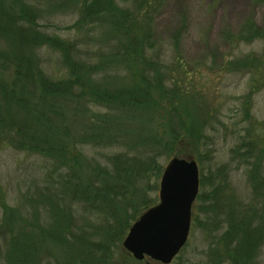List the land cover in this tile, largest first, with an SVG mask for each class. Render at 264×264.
I'll list each match as a JSON object with an SVG mask.
<instances>
[{
	"label": "trees",
	"instance_id": "16d2710c",
	"mask_svg": "<svg viewBox=\"0 0 264 264\" xmlns=\"http://www.w3.org/2000/svg\"><path fill=\"white\" fill-rule=\"evenodd\" d=\"M249 1L253 6H264V0ZM129 2V6L124 4V7L116 0L84 1L81 21L91 20L107 25V34L117 41L108 49L102 48L103 59L96 64L79 58L73 52L75 46L70 40L44 33L33 9L19 2L21 8L15 11L11 6L17 2L13 5L11 0H0V32L14 39L10 51L0 52V70L5 74L12 71L10 79L0 74V150L13 147L49 157L58 169L69 171L54 172L60 184V191L50 193L55 205H52V198L44 193L42 195L54 209L49 223H44L35 214L32 222L24 220V224L16 228L15 209L9 207L1 192L3 226L7 228L4 229V239L13 264H37L38 253L47 249L50 252L47 244H60L71 249L67 235L78 225L81 216L84 222L87 221L83 212H95L97 219H102L92 229V234L98 236L99 241H91L87 237L86 242L93 246L83 243L86 251L82 255L74 254L77 261L72 260L70 264H75L73 261L79 264H125L126 258L135 260L126 250L119 249L118 242L126 236L131 224L158 200L143 201L128 217L139 192L135 186L138 172L145 174L152 164L154 169L157 155L146 158L119 153L109 160V164L103 165L96 159L83 164V157L78 152L79 144L93 143L96 146L104 137L117 141L122 137V134L119 136L107 131V127L112 130L110 122H113V117L95 113L93 107L106 106L124 113L130 109L147 110L159 116L163 109L170 116L175 114L179 125L171 126L172 122H169L165 128V133L173 140L155 139L162 145H171L168 157L196 156L195 147L205 137L206 111L200 99L205 92L201 91L204 88L197 86L204 74L198 64L190 66L185 62L181 45L187 27L186 9L183 6L179 8L178 23L169 36L175 64L170 67L163 60L169 47L160 44L156 34L157 20L168 0ZM9 16L12 21L6 19ZM1 28L5 29L1 31ZM221 34L233 50L239 49L241 44L260 42L262 46L261 54L257 58L254 56L253 61L247 60V54L229 57L221 70L237 62L245 71H253L257 75L260 71L264 72V25L259 24L254 16L245 17L235 28H224ZM44 47L62 55L67 71L61 77L51 76L43 67L41 49ZM256 59L257 67L253 64ZM105 64L114 65L116 71L119 69L118 72L131 81L120 84L117 76L111 82L110 78L101 80L96 73ZM174 71L178 73L177 77L171 76ZM169 78H175L171 87L166 85ZM165 102L168 104L165 105ZM80 113L86 117L88 114L93 116L90 127L74 130L71 128V115ZM244 115L254 123L247 149L241 154L243 158H249L248 164L252 168L248 172L250 194L244 197L238 195L224 178L219 183L215 181L206 195L199 192L193 205L191 225L204 229L208 246V253L205 252L207 264L209 257L214 264L261 263L259 254L264 247V172H259L258 158L264 157V146L258 141H263L264 145V123L254 121L249 108ZM157 147L152 145L150 149L155 151ZM85 169L87 174L83 173ZM155 169L160 178L163 166ZM202 176L200 170V186ZM75 204L82 205L81 211L75 208ZM35 228L42 232L36 233ZM48 235L50 239H47ZM115 248L119 249L120 260L115 259ZM173 261L185 264L180 253ZM67 262L63 260L61 264H69Z\"/></svg>",
	"mask_w": 264,
	"mask_h": 264
},
{
	"label": "rangeland",
	"instance_id": "374dc122",
	"mask_svg": "<svg viewBox=\"0 0 264 264\" xmlns=\"http://www.w3.org/2000/svg\"><path fill=\"white\" fill-rule=\"evenodd\" d=\"M11 1H13V5L14 2H17L11 6L15 11L21 8L19 2L22 6L25 4L28 8L33 9L36 18L38 17V23L41 25L40 29L44 33L70 40L75 46L73 52L79 58L83 57L87 62L100 63L99 61L103 59L102 48L108 49L110 44L117 42L116 39H112L107 34V25L91 20L81 21L85 0ZM116 1L123 4L124 7H126L124 4L129 6L131 2L129 0ZM181 6L186 9L187 15V27L181 43L184 60L190 63L188 64L190 66L198 64L204 74L201 84L197 86L204 88L201 91L204 90L203 92H205L200 97L204 102L202 105L206 111L205 137L203 141L200 139L198 146L195 147L196 156H192L197 161L199 172L201 170L203 175L199 192L206 195L212 189L215 181L219 183L225 178L238 195L247 196L251 190L248 172L252 168L248 164L249 158H243L241 154L247 149L246 144L254 132V129H251V127L254 128V123L247 119L244 113L249 108L252 119L259 121L260 124L264 123V72L260 71L257 75L253 71L252 73L245 71L242 65L237 62L223 70L221 68L229 57L234 58L247 54L249 56L247 60L253 61L254 56L257 58L261 54L262 46L260 42L241 44L239 49L233 50L222 37L221 31L228 26L237 27L249 15L254 16L259 24L264 25V6H253L249 0H168L157 20L156 34L159 43L169 47L163 60L170 67L175 64L171 51L172 46L168 40L170 33L174 31L178 23L177 18L180 16L179 8ZM6 19L12 21L10 16ZM3 21L6 22L5 18ZM4 29L1 28V31ZM11 33L14 35L13 32ZM13 40L8 34L0 32V52L2 50L10 51ZM41 61L51 76L61 77L67 71L62 55L52 48L44 47L41 49ZM253 64L257 67L258 60L256 59ZM113 66L105 64L99 67L100 70L98 69L96 76L98 75L97 77L101 80L110 78V82L117 76V81L120 84H127L131 81L126 75L118 72L119 69L116 71ZM2 71L0 70V74L2 73L6 79L11 78L12 71L6 74ZM173 75L177 77L178 73L174 71L171 76ZM174 81L175 78H169L166 85L171 87L172 84H175ZM195 102L196 100L194 105ZM166 104L168 103L165 102ZM92 111L103 116L113 117V122H110L112 130L106 126L107 131L119 136L122 134V137L118 141L114 138L111 140L104 137L96 146L93 143L79 144L78 152L82 155L80 157H83V164L92 159H96L103 165L109 164V160L115 155L127 153L131 157L139 155L147 158L157 155L155 168L157 166L164 168L168 160L173 157H168L171 145L167 143L162 145V143L155 142V139L173 140L171 136L165 133V128L169 122H172L171 126L177 127L179 125L175 114L170 116L163 109L160 110V116L147 110L133 111L130 109L129 112L124 113L106 106L93 107ZM194 114L197 113L194 111ZM88 116L86 117L85 114L81 113L72 114L71 128L75 130L86 126L90 127V120L93 116ZM95 121L96 119L93 122ZM259 127L260 125H258V132L256 127L257 136ZM258 142L259 145L264 146L263 141ZM152 145H158L154 149L155 151H151ZM253 160L250 159V161ZM258 160L260 163L259 172H264V157L258 158ZM153 166L154 164L149 165L151 169L146 170L145 174L138 172L139 177L135 186L138 187L139 192L135 198L134 203L136 204L129 210L128 217L143 201L155 198L159 200L161 176L158 177ZM54 172L69 171L58 169L55 161L49 157L31 154L13 147L0 150V197L3 194L9 207L15 209L14 226L16 228L23 225L24 220H28L29 223L32 222L35 214L43 219L44 223L50 222V215L54 210L50 206L55 203V199L53 200V195L50 193L55 194V191H60V184ZM83 173L87 174V169ZM43 193L52 198V205L48 203V199H44ZM75 208H80L81 211L82 205L75 204ZM96 214L95 212H83L84 220L87 221L84 222L83 216H81L77 222L78 225L72 228V232H68L67 236L70 240L68 247L71 249L61 247L60 244L56 246L47 244L50 252L47 249L41 254L38 253L36 255L37 264H61L63 260L70 264L72 260L77 261L73 256L74 254L75 256L84 254L86 245L83 243L89 244L85 240L87 237H90L91 241L94 239L99 241L98 236L92 234V229L96 228L102 220L101 218L97 219ZM3 218L4 208L0 203V264H13L10 261L4 239V229L7 230V228L3 226ZM42 224L43 222H41ZM41 232L37 228L36 233ZM47 239H50L49 235ZM123 239L118 243L119 249L124 252ZM89 245L93 246V244ZM119 249L115 248L116 251H113L116 260H120ZM207 249L204 229L197 225H191L188 241L180 251L183 262L185 264H207L205 254V252L208 253ZM259 255L260 264H264V247ZM12 260L16 261L14 258ZM125 260V264H162L150 258L142 261L136 259L135 261L132 258ZM75 261H73L75 264L80 263ZM170 264L178 263L173 261ZM208 264H214L210 257Z\"/></svg>",
	"mask_w": 264,
	"mask_h": 264
},
{
	"label": "water",
	"instance_id": "95a60500",
	"mask_svg": "<svg viewBox=\"0 0 264 264\" xmlns=\"http://www.w3.org/2000/svg\"><path fill=\"white\" fill-rule=\"evenodd\" d=\"M199 189L197 161L170 158L160 179L159 200L131 224L123 239L124 249L139 261L150 258L170 264L188 241Z\"/></svg>",
	"mask_w": 264,
	"mask_h": 264
}]
</instances>
